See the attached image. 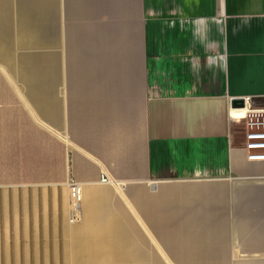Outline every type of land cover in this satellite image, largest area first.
Here are the masks:
<instances>
[{"label": "crops", "instance_id": "crops-1", "mask_svg": "<svg viewBox=\"0 0 264 264\" xmlns=\"http://www.w3.org/2000/svg\"><path fill=\"white\" fill-rule=\"evenodd\" d=\"M244 97L264 0H0V264H264Z\"/></svg>", "mask_w": 264, "mask_h": 264}, {"label": "built area", "instance_id": "built-area-1", "mask_svg": "<svg viewBox=\"0 0 264 264\" xmlns=\"http://www.w3.org/2000/svg\"><path fill=\"white\" fill-rule=\"evenodd\" d=\"M251 97H244L243 101L245 103L247 111L243 117H239L244 120L246 124L245 133V145L246 155L251 162H261L264 161V104L254 105L252 103ZM237 109H243L242 107H237ZM104 182L111 183V179L104 178ZM69 189L71 193L70 199V222L77 223L82 219L83 209V193H82V183L71 178L68 181Z\"/></svg>", "mask_w": 264, "mask_h": 264}, {"label": "water", "instance_id": "water-1", "mask_svg": "<svg viewBox=\"0 0 264 264\" xmlns=\"http://www.w3.org/2000/svg\"><path fill=\"white\" fill-rule=\"evenodd\" d=\"M252 103H253L254 105L264 104V99H262V98H259V99H253V100H252ZM243 106H245L244 101H235V102H234V107H242V108H243Z\"/></svg>", "mask_w": 264, "mask_h": 264}]
</instances>
